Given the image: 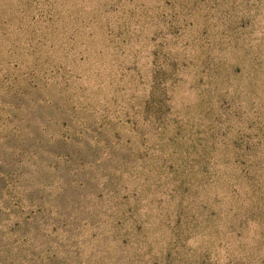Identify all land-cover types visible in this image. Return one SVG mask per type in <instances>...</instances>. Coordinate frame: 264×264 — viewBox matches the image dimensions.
Returning <instances> with one entry per match:
<instances>
[{"label": "rangeland", "instance_id": "1", "mask_svg": "<svg viewBox=\"0 0 264 264\" xmlns=\"http://www.w3.org/2000/svg\"><path fill=\"white\" fill-rule=\"evenodd\" d=\"M0 264H264V0H0Z\"/></svg>", "mask_w": 264, "mask_h": 264}]
</instances>
